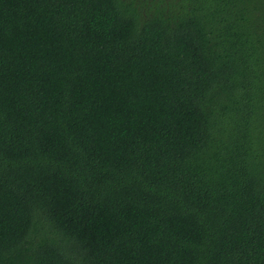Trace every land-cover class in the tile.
Instances as JSON below:
<instances>
[{"label":"trees","instance_id":"obj_1","mask_svg":"<svg viewBox=\"0 0 264 264\" xmlns=\"http://www.w3.org/2000/svg\"><path fill=\"white\" fill-rule=\"evenodd\" d=\"M0 264H264V0H0Z\"/></svg>","mask_w":264,"mask_h":264}]
</instances>
